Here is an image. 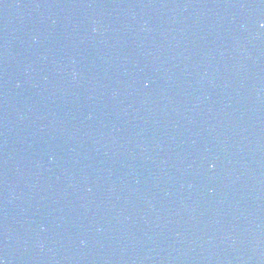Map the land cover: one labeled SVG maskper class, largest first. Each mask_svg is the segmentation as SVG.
<instances>
[{
    "label": "water",
    "instance_id": "1",
    "mask_svg": "<svg viewBox=\"0 0 264 264\" xmlns=\"http://www.w3.org/2000/svg\"><path fill=\"white\" fill-rule=\"evenodd\" d=\"M2 264H264V0H0Z\"/></svg>",
    "mask_w": 264,
    "mask_h": 264
},
{
    "label": "snow or ice",
    "instance_id": "2",
    "mask_svg": "<svg viewBox=\"0 0 264 264\" xmlns=\"http://www.w3.org/2000/svg\"><path fill=\"white\" fill-rule=\"evenodd\" d=\"M0 264H2V262H0Z\"/></svg>",
    "mask_w": 264,
    "mask_h": 264
}]
</instances>
